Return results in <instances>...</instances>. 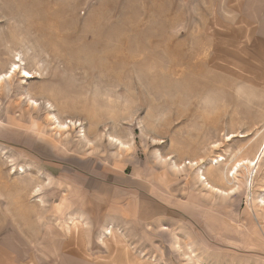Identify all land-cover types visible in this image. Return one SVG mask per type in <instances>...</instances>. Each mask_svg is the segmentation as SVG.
I'll use <instances>...</instances> for the list:
<instances>
[{
	"label": "rangeland",
	"instance_id": "374dc122",
	"mask_svg": "<svg viewBox=\"0 0 264 264\" xmlns=\"http://www.w3.org/2000/svg\"><path fill=\"white\" fill-rule=\"evenodd\" d=\"M13 63L0 264H264V0H0Z\"/></svg>",
	"mask_w": 264,
	"mask_h": 264
},
{
	"label": "bare ground",
	"instance_id": "6f19581e",
	"mask_svg": "<svg viewBox=\"0 0 264 264\" xmlns=\"http://www.w3.org/2000/svg\"><path fill=\"white\" fill-rule=\"evenodd\" d=\"M19 73L21 75V78H25V79H30L31 76L30 74L24 70L23 68L20 67V65L16 64V63H13L9 66L8 70L5 71L4 73H1L0 74V85L4 84L5 82H8L10 83L14 76ZM22 98H25L26 97H22ZM27 104L28 106H30L31 108L36 109L38 107V104L27 98ZM46 120L47 122H49V125L52 126V129L56 132H58L59 134L63 133V132H67L69 131L70 129H73L75 127V124L72 123V122H59L58 119L52 115L50 113V110L47 112V115H46ZM84 136V135H82ZM117 141V140H116ZM118 145H119V148H125L126 149V146H124V144H122L121 142L118 141ZM262 149H260V151L258 150L257 154V158H252V160H244L242 162H240V166H249V167H257L256 165L258 164V161L261 159L260 157H264V145L262 144ZM255 159V160H254ZM255 161V162H254ZM196 164V163H195ZM252 169V168H251ZM250 169V171H251ZM20 171H22V169H20ZM235 171V170H234ZM249 171V172H250ZM14 172V171H13ZM237 173V170L235 171V174ZM252 173V172H251ZM198 176H202V175H199ZM233 177V176H232ZM254 177V176H253ZM202 179V185L205 186L209 191H214V192H217V190L215 188H213L207 181L205 178H201ZM37 201V200H36ZM69 219H72V217H70Z\"/></svg>",
	"mask_w": 264,
	"mask_h": 264
},
{
	"label": "crops",
	"instance_id": "0c3cea01",
	"mask_svg": "<svg viewBox=\"0 0 264 264\" xmlns=\"http://www.w3.org/2000/svg\"><path fill=\"white\" fill-rule=\"evenodd\" d=\"M72 223V222H71ZM68 224H70V223H68ZM73 226L75 227V228H77L78 227V223H76V224H73ZM68 227V226H67ZM72 227V226H71ZM70 228V227H69ZM69 231H70V229H69Z\"/></svg>",
	"mask_w": 264,
	"mask_h": 264
}]
</instances>
